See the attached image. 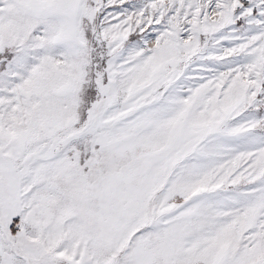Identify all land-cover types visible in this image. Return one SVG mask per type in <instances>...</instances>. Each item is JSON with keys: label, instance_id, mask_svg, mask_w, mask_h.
Wrapping results in <instances>:
<instances>
[{"label": "snow or ice", "instance_id": "1", "mask_svg": "<svg viewBox=\"0 0 264 264\" xmlns=\"http://www.w3.org/2000/svg\"><path fill=\"white\" fill-rule=\"evenodd\" d=\"M0 264H264V0H0Z\"/></svg>", "mask_w": 264, "mask_h": 264}]
</instances>
